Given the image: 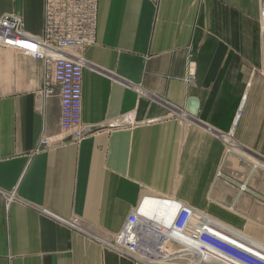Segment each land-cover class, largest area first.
<instances>
[{
	"label": "crops",
	"instance_id": "0c3cea01",
	"mask_svg": "<svg viewBox=\"0 0 264 264\" xmlns=\"http://www.w3.org/2000/svg\"><path fill=\"white\" fill-rule=\"evenodd\" d=\"M44 3L0 0V19L41 36ZM263 8L98 0L96 42L80 55L89 133L77 144L57 86L44 94V62L0 46V264H137L104 241L145 198L264 243ZM191 96L196 119L184 114ZM43 138L62 144L35 152ZM74 218L84 231L62 221Z\"/></svg>",
	"mask_w": 264,
	"mask_h": 264
},
{
	"label": "built area",
	"instance_id": "2783aa9c",
	"mask_svg": "<svg viewBox=\"0 0 264 264\" xmlns=\"http://www.w3.org/2000/svg\"><path fill=\"white\" fill-rule=\"evenodd\" d=\"M97 16L98 0H45L41 36L27 33L17 15L8 14L0 19V46L28 53L44 62V94L55 95L53 86H57L60 126L74 144L89 133L82 121L84 65L80 55L96 42ZM260 22L264 34V8ZM58 143L62 141L51 143L43 138L35 152ZM154 200L166 203L169 209L161 216L153 209L150 211L153 216H149L142 211V201L122 230L111 235L104 245L137 264H200L201 261L205 264H264V248L244 239L241 232L179 201ZM173 211L174 217L167 224ZM62 221L84 231L75 218Z\"/></svg>",
	"mask_w": 264,
	"mask_h": 264
},
{
	"label": "bare ground",
	"instance_id": "6f19581e",
	"mask_svg": "<svg viewBox=\"0 0 264 264\" xmlns=\"http://www.w3.org/2000/svg\"><path fill=\"white\" fill-rule=\"evenodd\" d=\"M148 208H149V212L147 211ZM153 209L158 210V214L161 216L169 209V207L164 202H157L156 200H151V199L145 198L143 200V203H142V211L145 212L146 214H148L149 216H153V213L150 212ZM174 214H175V212L173 211L172 215H170L172 217H170V220L167 224H170V222L172 221V219L174 217ZM240 236H242L244 239L248 240L249 242H251L257 246L264 248V243H261L255 239H253V238H250L246 234H242ZM200 264H205V263L201 261Z\"/></svg>",
	"mask_w": 264,
	"mask_h": 264
},
{
	"label": "water",
	"instance_id": "95a60500",
	"mask_svg": "<svg viewBox=\"0 0 264 264\" xmlns=\"http://www.w3.org/2000/svg\"><path fill=\"white\" fill-rule=\"evenodd\" d=\"M199 108H200L199 98L195 96H191L187 100L184 114L187 115L188 117L196 119V116L198 115L199 112Z\"/></svg>",
	"mask_w": 264,
	"mask_h": 264
},
{
	"label": "snow or ice",
	"instance_id": "6c2138e0",
	"mask_svg": "<svg viewBox=\"0 0 264 264\" xmlns=\"http://www.w3.org/2000/svg\"><path fill=\"white\" fill-rule=\"evenodd\" d=\"M22 46H24V45H22ZM27 47H31V45H27Z\"/></svg>",
	"mask_w": 264,
	"mask_h": 264
},
{
	"label": "rangeland",
	"instance_id": "374dc122",
	"mask_svg": "<svg viewBox=\"0 0 264 264\" xmlns=\"http://www.w3.org/2000/svg\"><path fill=\"white\" fill-rule=\"evenodd\" d=\"M245 233V232H244ZM245 234H247V233H245ZM248 235V234H247Z\"/></svg>",
	"mask_w": 264,
	"mask_h": 264
}]
</instances>
